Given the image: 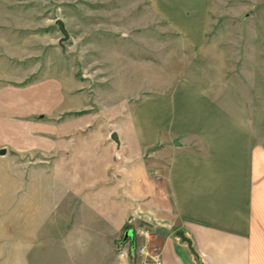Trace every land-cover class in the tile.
I'll list each match as a JSON object with an SVG mask.
<instances>
[{"label": "crops", "instance_id": "1", "mask_svg": "<svg viewBox=\"0 0 264 264\" xmlns=\"http://www.w3.org/2000/svg\"><path fill=\"white\" fill-rule=\"evenodd\" d=\"M204 2L170 0L186 7L181 23L164 15L198 52ZM154 59L165 76L209 72ZM11 67L0 70V264H154L122 253L140 221L160 264H264V146L228 86L183 78L139 101L117 88L97 100L74 66L51 59L32 81Z\"/></svg>", "mask_w": 264, "mask_h": 264}, {"label": "rangeland", "instance_id": "2", "mask_svg": "<svg viewBox=\"0 0 264 264\" xmlns=\"http://www.w3.org/2000/svg\"><path fill=\"white\" fill-rule=\"evenodd\" d=\"M204 1L207 43L198 52L185 46L183 33L164 16L182 22L176 14L186 7L170 0H0V70L9 62L13 73L25 68L32 81L52 59L74 66L97 100L117 88L119 97L139 101L150 87L183 78L226 85L236 112L245 100L240 111L251 116L253 139L264 146V0ZM59 18L69 32L62 43ZM149 50L160 71L203 68L208 75L159 74L149 65Z\"/></svg>", "mask_w": 264, "mask_h": 264}, {"label": "built area", "instance_id": "3", "mask_svg": "<svg viewBox=\"0 0 264 264\" xmlns=\"http://www.w3.org/2000/svg\"><path fill=\"white\" fill-rule=\"evenodd\" d=\"M154 226L149 221H143L135 227V245L131 246V250L123 251L124 255H130L132 257L143 255L145 258L154 264H160L161 257L159 247L152 242L154 238Z\"/></svg>", "mask_w": 264, "mask_h": 264}, {"label": "water", "instance_id": "4", "mask_svg": "<svg viewBox=\"0 0 264 264\" xmlns=\"http://www.w3.org/2000/svg\"><path fill=\"white\" fill-rule=\"evenodd\" d=\"M56 23H57L61 33L63 34V38L60 41L62 43L64 40L69 39V32H68V30H67V28L65 26V22L62 19H60V18L57 19ZM112 138L114 140H116L117 142L119 141L118 136H117L116 133L112 134ZM6 151H7L6 149H0V154H5ZM177 233L184 240H186L188 243H190V244L192 243L191 239L185 235L183 230H179ZM134 237H135L134 230L133 229H128L127 232H126V235H125V240H128L129 238L134 239Z\"/></svg>", "mask_w": 264, "mask_h": 264}, {"label": "trees", "instance_id": "5", "mask_svg": "<svg viewBox=\"0 0 264 264\" xmlns=\"http://www.w3.org/2000/svg\"><path fill=\"white\" fill-rule=\"evenodd\" d=\"M129 227H127V229H128Z\"/></svg>", "mask_w": 264, "mask_h": 264}]
</instances>
